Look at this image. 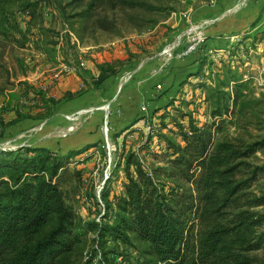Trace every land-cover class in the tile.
<instances>
[{"label": "rangeland", "instance_id": "rangeland-1", "mask_svg": "<svg viewBox=\"0 0 264 264\" xmlns=\"http://www.w3.org/2000/svg\"><path fill=\"white\" fill-rule=\"evenodd\" d=\"M26 1L32 4L28 8L23 7ZM213 3L15 0L4 11L0 151L25 147L20 154L29 157L28 147L53 145L65 137L67 147L76 151L87 140L101 141L64 159L61 186L78 226L73 249L56 264H166L146 253L148 244L132 235L129 243L109 236L101 240L98 228L91 226L103 223L104 217L113 223L130 179H150L177 211L188 201L195 204L186 236L197 238L198 250L202 228L193 176L199 168L190 142L206 140L205 131L212 134V143L237 137L264 140V95H257L261 89L254 83L252 65L243 62H251L254 47L232 46L227 52L209 42ZM199 40L196 50L186 54ZM103 73L110 77L98 84ZM259 73L263 75L262 68ZM70 74L81 80L75 92L63 90ZM78 93L88 94L79 102L64 103ZM140 110L145 117L136 120ZM257 157L256 164L264 161V145ZM253 188L264 195V177ZM53 224L50 220L36 238ZM206 264H264V246Z\"/></svg>", "mask_w": 264, "mask_h": 264}, {"label": "trees", "instance_id": "trees-1", "mask_svg": "<svg viewBox=\"0 0 264 264\" xmlns=\"http://www.w3.org/2000/svg\"><path fill=\"white\" fill-rule=\"evenodd\" d=\"M13 2L0 0V34L4 28L3 13ZM31 5L26 1L23 7ZM109 77L103 73L98 84ZM87 94L70 95L64 103L79 102ZM144 117L141 110L134 115L136 120ZM192 126L198 131V127ZM3 131L0 130L1 138ZM205 133L206 140L201 137L200 141L190 142L197 151L193 162L197 161L199 168L193 176L199 194L197 218L202 228L197 235L198 250L197 238L192 234L186 236L195 204L188 201L179 211L170 208L150 179L143 182L130 179L125 197L119 199L113 223L107 215L103 223L91 224L98 228V237L103 240L109 236L129 243L132 235L148 244L146 253L166 264H206L224 255L242 257L244 253L261 250L264 211L259 207H264V195H256L253 186L264 177V161L256 164L264 140L247 142L237 137L212 143V134ZM68 139L55 140L49 146L28 147L25 150L31 154L29 157L20 154L25 147L0 151V264H56L73 249L72 238L78 223L73 205L67 201L61 186L66 170L64 159L87 151L101 141L87 140L82 143L83 149L76 151L67 147ZM50 220H54L52 228L36 238Z\"/></svg>", "mask_w": 264, "mask_h": 264}, {"label": "crops", "instance_id": "crops-1", "mask_svg": "<svg viewBox=\"0 0 264 264\" xmlns=\"http://www.w3.org/2000/svg\"><path fill=\"white\" fill-rule=\"evenodd\" d=\"M209 9L212 17L207 26L209 42H217L219 46L226 47L227 50L232 46L248 48V45H252L255 53L251 57V62L247 63L246 60L243 62L245 65H252L253 74L257 79L254 83L261 89L257 95H264V0H215ZM197 56L199 55L195 54L193 58ZM194 61L192 60L191 63ZM197 65L198 61H195L191 66ZM261 68L263 75L259 73ZM74 78L73 74L68 75L63 90L77 91L78 82L81 80ZM122 86L120 85L118 92ZM135 87L134 85L133 88Z\"/></svg>", "mask_w": 264, "mask_h": 264}, {"label": "built area", "instance_id": "built-area-1", "mask_svg": "<svg viewBox=\"0 0 264 264\" xmlns=\"http://www.w3.org/2000/svg\"><path fill=\"white\" fill-rule=\"evenodd\" d=\"M200 42H201V40H199V41L196 42L195 44L191 45V46L189 47V49L187 50L186 54H188V53H190V52H192V51H195L196 48L198 47V45L200 44Z\"/></svg>", "mask_w": 264, "mask_h": 264}]
</instances>
